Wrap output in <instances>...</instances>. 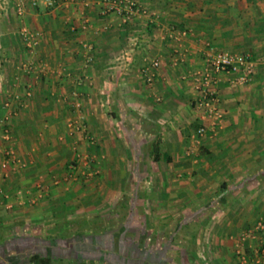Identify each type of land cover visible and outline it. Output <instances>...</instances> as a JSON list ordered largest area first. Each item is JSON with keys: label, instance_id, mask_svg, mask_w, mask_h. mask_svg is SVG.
<instances>
[{"label": "crops", "instance_id": "obj_1", "mask_svg": "<svg viewBox=\"0 0 264 264\" xmlns=\"http://www.w3.org/2000/svg\"><path fill=\"white\" fill-rule=\"evenodd\" d=\"M25 1L20 16L0 0V161L9 126L27 163L0 177V264H257L259 238L239 237L264 218V0H138L156 14L129 22L101 0ZM173 27L192 29L178 63ZM207 43L256 63L247 82L220 75L216 132L183 78Z\"/></svg>", "mask_w": 264, "mask_h": 264}, {"label": "built area", "instance_id": "obj_2", "mask_svg": "<svg viewBox=\"0 0 264 264\" xmlns=\"http://www.w3.org/2000/svg\"><path fill=\"white\" fill-rule=\"evenodd\" d=\"M8 2V0H4ZM58 0H44V4L48 8L56 6ZM104 4L103 13H115L119 15L124 22L133 20L136 16H153L156 13L150 12V10L138 0H101ZM37 2H35L36 4ZM25 0H17V13L23 15L25 13ZM192 32V29L188 28H172L169 32V37L175 42L176 61L178 63L185 59V51L183 49L185 41ZM21 34L25 40L28 48L32 50L39 46L41 42V36L38 32L33 31L27 26L21 29ZM143 36L136 34L134 37V45H142ZM84 48L87 53L85 55V64L89 66L94 62L93 45L90 43H84ZM125 57L129 58V54L126 53ZM32 63H27L24 68L29 71L33 69ZM160 67V59L155 57L150 61L146 60L142 66L141 71L143 77L153 82L157 76V71ZM256 70V63L251 59L249 54L232 52L227 50H219L207 43L204 52V64L195 70L184 74V79H190L193 82L195 91L198 93L197 105L204 108L207 116L210 119V128L212 132H216L222 127L225 112L221 106V98L218 92V80L221 74L239 73L237 81L247 82L249 81ZM27 97H31L32 91L26 92ZM21 99V94L16 93L5 102L6 107H10L12 100ZM80 102H77V106H80ZM208 128L206 126H200L196 129L194 135V143L200 144L202 138L206 136ZM3 138L7 142L2 149L4 158L0 161V177L5 178L10 175V171L13 169H19L25 167L27 163L23 161L13 144V133L9 126H4ZM194 147H191L189 152L194 151ZM260 236V237H259ZM259 238V241H258ZM257 240L258 244L255 246L256 261L257 264H264V218L261 217L257 220L252 228L245 230L239 237L241 244H245L248 241ZM243 262L248 261V257L243 254V251H239Z\"/></svg>", "mask_w": 264, "mask_h": 264}, {"label": "trees", "instance_id": "obj_3", "mask_svg": "<svg viewBox=\"0 0 264 264\" xmlns=\"http://www.w3.org/2000/svg\"><path fill=\"white\" fill-rule=\"evenodd\" d=\"M50 262V257L36 253L30 257V262L28 264H50Z\"/></svg>", "mask_w": 264, "mask_h": 264}, {"label": "rangeland", "instance_id": "obj_4", "mask_svg": "<svg viewBox=\"0 0 264 264\" xmlns=\"http://www.w3.org/2000/svg\"><path fill=\"white\" fill-rule=\"evenodd\" d=\"M5 62L1 61V64H4ZM6 64V63H5ZM8 65V64H7ZM3 66V65H1ZM4 67V66H3ZM10 67L7 68V70H9Z\"/></svg>", "mask_w": 264, "mask_h": 264}]
</instances>
